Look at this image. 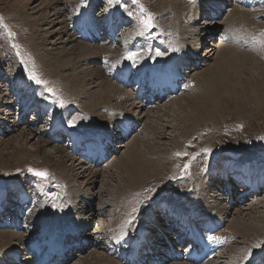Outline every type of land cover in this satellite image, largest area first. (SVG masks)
<instances>
[{
  "label": "rangeland",
  "instance_id": "rangeland-1",
  "mask_svg": "<svg viewBox=\"0 0 264 264\" xmlns=\"http://www.w3.org/2000/svg\"><path fill=\"white\" fill-rule=\"evenodd\" d=\"M46 1L0 0V192L16 200L21 196L17 190L26 189L35 198L34 208L36 209L30 211L29 229L21 234L16 233L22 235L21 242L12 241V247L18 251L19 255L25 251V246L27 248L25 242L38 227H41V223L32 220L35 212L41 208L43 215L45 214L42 219L45 221V226H48L49 222L55 223V225H64L70 222L77 224L76 226L83 225L85 228L83 237L91 242H93L91 238L94 239L95 232L96 240H99L100 244L95 246L96 241L94 239L91 246L85 247V251L74 253L71 258L72 261L70 260L68 264H83L85 260L92 263L94 262L92 257H98L99 254L107 255L103 249L104 241L110 239L112 234L127 229V225L129 228L144 222L153 227L152 220L149 222L145 220L147 212L151 211L154 215L157 213V218L161 222L156 221L153 215L155 221L160 223L161 227H165L164 219L159 210L157 212L158 208L155 209L153 205L185 206L187 205L185 202L188 200L191 205H194L198 200L197 207L203 209L204 206H207L211 208L212 212L221 216L223 231L225 230L224 233L231 236L228 246L221 249L217 258L210 260L213 264H264V189L242 198L240 201L237 198L240 194H238L239 188H233L232 195L235 196L236 200L230 203L227 195L217 186L221 180L219 181L220 177L216 176L218 171H222L219 166L222 162L225 163V167H229L227 170L229 173L230 170L243 172L244 166H248L249 163L255 164L254 167L259 164L264 168V0L259 1L260 6H251L247 9L235 4L237 0H223L221 1V14L218 19L214 20L208 18L207 13L214 10L213 8L209 11L204 8L201 15L191 18L194 14L193 10L196 8L203 9L202 4L206 0H195L194 3L191 0H173V3L172 0H111V2L109 0H62V4L55 6L56 11L63 12L61 18L56 21L65 20L69 32L80 43L91 46L95 44V47L98 46V48L103 46L107 51L113 47L114 52H124L126 58L129 56L125 53L126 48L137 42L141 50L135 59L140 67L153 66L155 63L149 62L158 63L166 58H168L166 60L169 63L170 59L175 60L174 58L178 56V53L187 54V52L183 53V44L179 40L182 28L188 26L190 34L195 38L198 34L196 30L199 28L202 30L197 37L199 48L195 52V58L190 57V55L188 56L189 59L187 58L190 60V64L194 63L186 71L188 77L194 82L192 88L187 90L188 92L185 91V93L174 96L154 107H148L145 103H140L134 98L126 102L123 111L130 112L131 108L128 106L135 102L141 105V113L163 106L162 109L165 112L169 109V115L162 116L157 122L152 120L157 115L140 119L139 129L132 132L125 141H118L116 144L117 152L97 168L84 163L82 159L70 156L61 143L51 141L49 137L51 131H47L59 123L66 124L68 128L83 135L88 134L86 131L99 127L91 120L89 117L91 115L85 110L83 111L84 103H88L89 100L77 99L71 91L73 89L67 87L63 81L66 80V77L70 78L74 72H82L83 75L86 70L91 71L98 66L104 68L107 64L102 65L104 61L100 62V60L106 59V57L97 55L96 63H91V59H86L82 66H76L75 62L67 68H60L58 72L45 64L44 59L48 61L51 57L50 54L61 53L63 49H69L73 46L69 44L60 48V44L57 46L49 44L58 39L55 35L58 28L56 24L52 26L41 25L32 30L30 21L36 18L45 19L46 16L43 11L47 14L48 19H51L54 10L45 11ZM178 2H181L179 5L185 4V6H182L183 8L180 6L179 9L172 11ZM208 2L212 3L213 1L207 0L206 5ZM218 5L221 7L220 3ZM206 8H209L208 5ZM232 9L246 12L250 16L251 22L247 24L237 21V18L231 19ZM86 10H91V15L96 20L95 25L101 32L104 31L102 24L110 18L113 12L117 11L118 15H116L119 17L116 19L115 16L113 19L118 23L119 20L127 21V25L123 24L124 29L121 33L120 43L114 46V44H109L108 40L103 39L100 43L92 45L87 41L80 40L77 34L73 32L75 25L72 27L71 24L77 19L84 20L86 13L83 11ZM82 12L85 14L84 17H79ZM228 18L233 22L228 21ZM145 21H150V26H147ZM222 29L228 34L226 42L218 40ZM43 35L48 36L49 41L38 44L37 38H41ZM242 38L243 40L238 46L234 45L235 40ZM191 40V36L187 33V38L184 41L190 42ZM155 42L160 44V48L157 50L152 47ZM163 43L167 45L165 46L167 53L162 52L164 51V46H161ZM220 44L224 48L236 49V52L234 51L236 55L232 52L234 57L231 58L235 62L237 61L234 63L237 69L234 68L233 70L228 67L224 69L226 75L228 73L231 78H229L230 84L234 90L226 91V89L223 90L224 88H218L219 91H223H221L222 93L219 92L218 97H216L220 104L213 102V119L202 120L199 125L193 126L182 119L183 111L178 109V106L174 104L175 102L173 104L168 103L184 96L185 98L178 103L185 104L187 98L189 100L190 97L195 98L202 95V82L204 80L200 74L212 67L215 62L221 61L222 54L218 55ZM156 46L158 47V45ZM211 50L213 52L206 55V51ZM126 61L123 60L125 63ZM122 63L120 62V64ZM116 66H112L113 69ZM126 66L131 70V63ZM168 66L174 68L173 65ZM157 69L159 68L157 67ZM164 70L162 68V74H164ZM107 74L103 72L105 78L115 83L107 77ZM154 74L150 72V75L154 76ZM32 75L46 83H35L30 78ZM101 79L100 77L96 78L94 85ZM19 80L25 82L26 87L23 88L20 84L18 85ZM84 83L86 91L94 92L97 90L95 87L92 88L91 81L88 85L85 81ZM35 88H39L42 92L39 98L35 94ZM46 89L53 91L49 92ZM124 91L132 93L130 88ZM34 98L35 101L42 103H33ZM129 98L131 99V97ZM115 102L119 103V100L112 102V105ZM45 104L49 105L50 111L48 114L41 115L36 106L40 108L41 105L45 106ZM20 108L25 114L22 124L19 116ZM101 109L106 116L112 118H109L106 128L104 125L103 129H97L94 131L95 133L107 131L110 127L112 129V120L120 118L116 116H121L119 112L114 113V109L107 107H101ZM174 109L175 111L172 113ZM66 110L69 111L64 113ZM125 115L129 116V114ZM63 117L66 119L65 122L62 121ZM70 122H74V126H69ZM150 125L156 126L154 135L146 131ZM84 131L85 133H83ZM141 131L143 133L140 134ZM39 138L46 141L45 154L47 155L45 157L34 154L38 147ZM134 138L137 139L135 147L140 148L142 153L147 151L146 154H143L144 161H147L146 168L151 170L153 162H159L161 166L158 168V174L149 173V175L136 179L137 181H129L130 169L126 153L127 146L132 143ZM57 148H62L64 154L70 156V161L65 164L67 166L74 165V170L69 172L73 176L69 177L70 180H73V182L71 181L73 184L67 180L68 176L62 178L59 174L60 170H55L52 166V160H49L50 157H57ZM21 149L30 153L21 156ZM14 150H19V155ZM116 159L118 160L114 161ZM75 167L80 168L76 170ZM81 168L89 169L92 172L97 171L99 174L96 177L97 183L90 187L87 195L85 194L88 192V188L80 187L85 185L87 179L86 177L80 178L82 177L80 172L83 171ZM37 171L46 172L47 178L37 177L35 175ZM185 174L190 179L183 176ZM72 187L81 188V192H85V194L78 197ZM45 189L58 190L60 194L58 193L55 198L51 199V202H48L44 194ZM16 192L17 197H14ZM24 194L28 196L29 204H31L26 191ZM46 194L50 195V193ZM87 198L91 202L90 207L85 201ZM11 202L13 201L11 200ZM122 203L124 209H119L118 207ZM202 213L207 217H212L200 212V214ZM124 215L126 216L125 224L123 223ZM121 222L122 225H120ZM235 222L253 225V231L246 239L243 240L239 235H236L235 231H229L228 227L232 224L235 225ZM124 225L126 227H123ZM173 225L176 226V224ZM142 229H148L150 232L156 230L149 226L142 227ZM125 233L128 232L125 230ZM160 235L163 237L161 232L157 234V236ZM176 250L178 251L177 248ZM92 253L93 255H90ZM110 259L112 258L110 257ZM164 264L189 263L172 261L171 258H168Z\"/></svg>",
  "mask_w": 264,
  "mask_h": 264
},
{
  "label": "bare ground",
  "instance_id": "bare-ground-1",
  "mask_svg": "<svg viewBox=\"0 0 264 264\" xmlns=\"http://www.w3.org/2000/svg\"><path fill=\"white\" fill-rule=\"evenodd\" d=\"M61 1L62 0H47L46 1V3H45L46 5L44 7L45 11L46 10H54L52 12L50 20L48 19L47 14H45V12L43 11L44 15L46 16L45 19L36 18V19L30 21L32 30L35 29V27L38 28L41 25H50V26L55 25V24L58 25V28H57V30L55 32V35L58 37V39L54 43H49L50 45H52V46L56 45L57 46V44H60V46H61L60 48H62L63 46L69 45V44L73 45L69 49H63V51L61 53L50 54L51 57H49L48 61H47V59L46 60L44 59V61L46 62L45 64H48L49 67H53L54 69H56V72H58L60 70V68H67V67H69V65H71L72 63L74 64L75 62H76V66H82V64H85L86 59H91L92 60L91 63H96L97 60L95 58L97 57V55H104L106 57V59H101L100 62L104 61L109 66H116V65H119L120 62L122 63L123 60L126 61V58L124 57V52L123 53L114 52L113 51V47H110L109 51L104 49L103 46H99L101 49L98 48L97 45H96L97 47H95L94 43H97V40H96L97 38L95 37L94 34H91V33L88 32L89 37L88 36H82V39L84 41H87L89 44H92V45L94 44L93 46L88 45V44H84V43H80V42L76 41L77 39H75L73 37V35L69 32L68 24L66 23V21L65 20L56 21L59 18H61V16L63 15V12L61 13L58 10L56 11V9H54L55 6H57L58 4H60V3L62 4ZM206 1L204 2V4H202L203 5V9H200V8L197 9L196 8V9L193 10L194 14H193V16H191V18L198 17V15H201V11H202V13L204 12L203 11L204 8H205L206 11H209V10H211L213 8L214 10H212L210 12H207V13L209 14V16H211V12H212L213 14L216 15V19L219 18L220 14H221V8H222L221 1H223V0H212L213 1L212 3L208 2L207 5H208L209 8H206L207 7ZM173 2L174 1L172 0V3ZM169 3H170V1H169ZM180 3L178 2V5L172 11H175L176 9H179L180 6L181 7L185 6V4L179 5ZM219 3L221 5V7L218 5L220 7L218 9L217 4H219ZM171 7H172V5H171ZM218 10H219V12H218ZM78 13H79V11H78ZM80 14H81L80 17H84V15H85L83 12L80 13ZM212 16H213L212 19H214L215 18L214 15H212ZM230 16H231V19L237 18L236 19L237 21H241V22H244V23H247V24L251 22L250 21V16L246 12H244L242 10L232 9V11L230 13ZM229 18H228V21L233 22L232 20H229ZM201 31L202 30L200 28L198 30H196V32L198 34L196 35V38H195V37H193L190 34L188 26L186 28H182V30H181L182 33L179 36L180 37L179 40L183 44V53L187 52V54L186 53L184 55L182 54L185 57V60L187 58L189 59V57H188L189 55H190V57H194L195 58V52L199 48L197 37L200 35ZM187 33H188V35L191 36L192 40L190 42L184 41L187 38ZM48 34L52 35L53 33H48ZM51 35H49V36H51ZM37 39H38V41H37L38 44H43L44 41H49L48 40L49 37L48 36H44V35L41 36V38L38 37ZM74 42H76L77 44L76 43L74 44ZM219 46H220V48L218 50V52H219L218 55L222 54L221 61L215 62V64H213L212 67L208 68L204 72H201V74H200V77L203 78V80H204L202 82V88H203L202 95H200L199 97L197 96L195 98L190 97L189 100H187L188 99L187 98L185 104H179L178 103V102H180L181 99L185 98L184 96H181L179 98L173 99L172 101H170V103H168V104H171V103L173 104L175 102L174 104L178 106V109H181L183 111L182 113L184 115L182 116V119H185V121L187 123L192 124L193 126L199 125V123H201L202 120L204 121V120H208V119L209 120L213 119V116H214L213 115V111H214L213 102L215 101L216 103H219V100L216 98V97H218L217 95H218L219 92H221V91H223L225 89H226V91L230 90V89L234 90L233 86L230 84V79L231 78H230L228 73L226 75V73L224 72V69L228 67L229 69H233L234 70V68H236L234 63H237V61L235 62V60L231 58L234 54L236 55V53H234V51L236 52V49L231 48V47H225L224 48V47H221V44ZM164 48H165V46H164ZM216 48H217V46H216ZM222 50H224V51L222 52ZM162 52H166V50H164ZM211 52H213V51L212 50L209 51V52L206 51V55L207 54L210 55ZM232 52L234 54H232ZM179 54L180 53H178V55ZM93 59H95V60H93ZM167 60H168V58H167ZM167 60H166V62H168ZM166 62H165V64L163 66L162 65L153 64V66L149 65L150 67L149 66L146 67V69H151L150 72L155 73L154 76L150 75V77H152L151 80L152 79H158V80L169 79L170 77H169V73L167 72V70H164V74L161 73L162 68L165 65L166 66L173 65L174 68L176 69V68L179 67V64H180V62H175V60H173V59H170L169 63H166ZM189 62H190V60H189ZM49 64H51L53 66H51ZM175 64H176V66H175ZM193 64L194 63H191L190 65H193ZM156 66L159 69H157ZM168 67L170 69L172 66H168ZM237 67H238V65H237ZM156 69H157V72H156ZM193 69H195V68H193ZM193 69H192V71H193ZM236 69H235V71H236ZM123 71L125 73V71L128 72V71H130V69H129L128 66H125ZM103 72H105L104 68H101V67L98 66V67H95L94 69H92L91 71H87V70L84 71L83 75H82V72L81 73L74 72V73H72L70 75V78L66 77V80L63 81L67 87H69L70 89H73L71 91H73L74 96L77 99L78 98H80V99L83 98V99H85V101L89 100L88 103H84L85 105L83 104L84 105L83 106V111L85 110L87 113H89L91 115V116H89V117H91V120H93V122H95V125H97L99 127L96 128V129H90V131H86V132H88V134H92V135L101 134L103 136H110V134H111L110 133L111 127L107 131H98V133L94 132L97 129H103L104 125H105V128H106V126L109 123V118L110 119L112 118L111 116L110 117L106 116L105 113L102 112L101 107H107L108 109H114V113L115 112H119V114L121 115V116H116V117H120V118H115L114 120H112V124H113V121L118 123L117 121H120V120H123V119L131 120V121H133V123L140 124L139 123L140 119L143 120V118H145V117L150 118L152 115L153 116L157 115L156 117H153V119H152V120H155L157 122L162 116H168L169 115V113H168L169 109L165 112L162 109L163 106L162 107L161 106L160 107H156V109H152V110L147 111L145 113H141V111H140V109H141L140 106L141 105L139 103H135V102L131 103L128 106L129 108H131V110H130L131 113L129 111H123L125 109V103L129 102L130 100H132L133 94L131 92L128 93V92L124 91L125 89L123 90L122 87H120L119 85H116L115 83L110 81L108 78H105L103 76ZM87 77H88V79H87ZM99 77H100V79L102 78L101 81L96 83V85H94V82L96 81V78H99ZM84 81L86 82L87 85L90 84V81H91L90 85L93 84L92 88L94 89V87H95V88H97V90L94 91V92L86 91L84 89L85 88ZM125 83H127L126 79H125ZM17 84L18 85L20 84L21 87H23V88L26 87V83L23 82V81L19 80V82ZM23 84H24V86H22ZM21 87H20V89H21ZM218 88L219 89H223L224 88V89L219 91ZM34 91H35L36 96H38V98H39L40 97L39 95H41L42 92L39 90V88H37ZM14 95H15V93H14ZM129 97H131V99ZM35 98H34L33 103H35V104L42 103L41 101L40 102L39 101H35ZM38 98H36V100H38ZM117 99L119 100V103L115 102L112 105V102L116 101ZM176 103H178V104H176ZM168 104H166V105H168ZM207 104H209V105H207ZM166 105H164V106H166ZM13 106H15V105H13ZM67 111H69V110H66L64 113H67ZM174 111H175V109L172 111V113ZM159 113H160V115H159ZM122 114H124V115H122ZM125 114H129V116H127ZM24 115L25 114L22 113V112L19 115L20 119L22 120V121L19 120V121H21V124L23 123ZM15 117H17V116H15ZM62 121L65 122L66 119L63 117ZM154 126L150 125V126L147 127L146 131H148V133L151 134V135H154V133H155L156 126L155 127ZM145 128H146V125H145ZM59 131H61V130H59ZM91 132H94V133H91ZM83 133H85V131ZM141 133H143V131H141L140 134ZM30 134H32L31 131H30ZM135 138L133 139L132 143H130L127 146V153H126L128 155V156L127 155L126 156H127L128 160H129L128 161V167L130 169V172H129L130 180L129 181L136 180L138 178L144 177L145 175H149V173L155 174V173L158 172V168L161 166L159 162H153L151 170H150V168L149 169L146 168L145 164L147 163V161L146 160L144 161L143 154H146L147 151L145 153H142L140 148L135 147V145L137 143L136 142L137 139L135 140ZM38 140H39V142L37 143L38 147L35 150L34 154L38 155V156L45 157V155H47V154H45L46 141L44 139H42V138H39ZM103 141H105V139H103ZM123 141H125V139ZM14 151L16 152V154L19 155V152H20L19 150H14ZM26 153L28 154L30 152L25 151V149H21V154H20L21 156L22 155H26ZM56 153H57V157L55 156L56 158L55 157H53V158L50 157L49 158V160H52V162H53V165H52L53 168L55 170H60L59 174L61 175L62 178H65L66 176H68L67 180H69L70 182L71 181L73 182V180L69 179V177L70 178L73 177V176H71V174L69 172L74 170V165L72 166V164H71V165L67 166L65 164L66 162L70 161V156L71 155L69 156L68 154H64V152L62 151V148H57L56 149ZM73 158H75V156H73ZM117 160L118 159H116L114 161H117ZM48 163H49V161H48ZM254 165L255 164L249 163L248 166H244L243 173L247 176V179L251 180L250 182L252 184L249 186L250 189L253 190L255 188V189L261 190V189L264 188V168H263V166H260L259 164H257L258 166H256V167H254ZM77 166H79V165H77ZM219 166L222 169V171H221L222 174L227 173V170L229 169V167H225V163L224 162H222ZM222 166L224 167V169H223ZM75 168H77V167H75ZM79 168H77L76 170H79ZM93 168H97V166H95ZM81 170H83V171L80 172L82 174V177H80V178L83 179L84 177H86L87 179L86 178H85L86 180L84 179L85 180V185L82 184L83 186H80V187H84L85 189L88 188L87 189L88 192L85 194V192L84 193L81 192L82 191L81 188L72 187V190L74 191L75 195H78V197L81 196V195H84V194L87 195L89 193V189H91L90 187L93 186L95 183H97V178L96 177L99 175L97 171H93L92 172L89 169L86 170V169H82V168H81ZM220 180H221V178L219 179V181ZM223 185H224V182L222 180L220 181L219 184H217V186L219 188H221V189H223ZM232 188H231V191H233ZM69 193H70V191H69ZM74 193H72V194L74 195ZM239 193H241V191H238V194ZM3 195L4 194L2 192H0V213H1V215H2V211H3L4 207H7V204H11L12 205L13 202L14 203H18L19 201H22L21 196H19L16 200H14V199H12L11 197H9L7 195H5V196H3ZM14 197H17V196H14ZM231 197H232L231 200H236L234 195H232ZM250 197H253V196H250ZM73 198H74V196H73ZM11 200L13 202H11ZM238 200L241 201L242 199L238 198ZM85 201H86L88 207H90L91 206L90 200H88V198H87ZM186 203H187V208L193 209L192 212H197L198 217H197V220L195 222L203 220V218H201L203 213L200 214V212H204V213H206L207 215H210V216L214 215L215 218L221 219L220 218L221 216H219L217 213L212 212L211 208H209L207 206H204L203 209H200L199 207H197V204H199L198 200H196V203H194V205L189 204L190 203L189 200ZM122 205H123V203L121 204V206ZM125 205H126V203H125ZM121 206L119 205L118 208L119 209H124V205L122 207ZM40 209H39V211L35 212L36 214L34 216L32 214V216H33L32 220H34L36 223H41V227H42V226H45V224H44L45 221L42 220L45 217V214L43 215L42 209L41 210ZM208 211H210V212H208ZM218 212H220V211H218ZM125 213H126V211H125ZM21 214H23V212L21 210V205L18 204V216H17V218H19V216ZM146 216H147V219L150 220V216L148 214H146ZM154 216H155L156 221L158 220V222H161L157 218V213ZM190 217H191V215H190ZM190 217L188 218V222L191 221ZM209 218L212 219L211 221H213V219H215V218H212V217H209ZM125 219H126V216L124 217V221H123L124 224H125ZM155 219H153L154 226L153 227L149 226V227L152 228V229H156V230L154 232H150L149 231V235L153 234L152 240H153V242L156 241V244L153 245V244L150 243L149 248H150V250H152L155 253L156 256H160L161 253H162V250H158V245L157 244L162 241V237H161L162 235L157 236V234L161 232L163 235L166 236V238L168 236V237H170V241H173V235L176 232V230H175L174 233H172L173 234L172 235L171 233H169V231L171 230L170 226L167 227L165 225V227H161V224L156 222ZM221 220H223V219H221ZM240 222H237V223L235 222L234 223L235 225H233V224L230 225L228 227V229H229V231H235L236 235H239L244 240V239H246L249 236L250 232L253 231V225L251 223H240ZM172 223L173 224L179 223L178 219H175V221H173ZM172 223H171L172 227H175ZM187 224H189V223H187ZM120 225H122V222H121ZM48 226L53 227L54 225H52V224L49 225L48 224ZM79 226L81 228H84L83 225H79ZM155 226H157V227H155ZM188 226L189 225H187V228H188ZM207 226H208V229H209L210 228V222L207 224ZM198 227L200 229H202V225L198 224ZM221 229H223V228H221ZM138 230H143V229H142V227H139ZM144 230H148V229H144ZM43 232H44V229H43ZM14 233L15 232L11 233V232H8V231H1L0 230V264H14L12 262L11 257L12 256H16L18 254V251L14 247H12V241H15V242H19L20 241L21 242V236H22V235H19V234L17 235L16 233L15 234ZM179 234L182 235V233H179ZM97 235H99V234L97 233ZM125 235H126L125 229H122V230L118 231L117 233L112 234L110 239H117L118 240L119 237L125 236ZM174 236L177 237V235H174ZM93 237L96 240L95 232H94ZM94 239L91 238V240L93 242H94ZM93 242L90 241V243H92V244H93ZM174 243H177V242H175V240H174ZM155 246H157V247H155ZM82 250L85 251V248H83ZM28 254H30V253L28 252ZM90 255H93V253L90 254ZM92 260L95 263L94 262L90 263L89 261L85 260L83 262V264H117V262L112 260V259H110V257L108 255H103V254L102 255L99 254L98 257H92ZM123 261L125 262L124 259H123ZM182 262H184V261H182ZM203 263H200V264H203ZM22 264H27V263L24 262ZM204 264H213V262H211V261L209 262L208 261V262H206Z\"/></svg>",
  "mask_w": 264,
  "mask_h": 264
},
{
  "label": "snow or ice",
  "instance_id": "snow-or-ice-1",
  "mask_svg": "<svg viewBox=\"0 0 264 264\" xmlns=\"http://www.w3.org/2000/svg\"><path fill=\"white\" fill-rule=\"evenodd\" d=\"M109 2H111V0H109ZM191 2H195V0H191ZM145 24L147 25V26H150V21H145ZM157 55H160V53H157ZM128 60H132V61H134V59H135V56H134V54L133 55H129V56H127L126 57ZM35 83H37V84H44V83H46V82H43V81H41L37 76H35V75H32L31 77H30ZM46 91H49V92H52L53 90H51V89H46ZM62 106V105H61ZM69 126H74V122H70V125ZM35 175L37 176V177H39V178H41V179H46L47 178V173L46 172H39V171H37V172H35Z\"/></svg>",
  "mask_w": 264,
  "mask_h": 264
}]
</instances>
